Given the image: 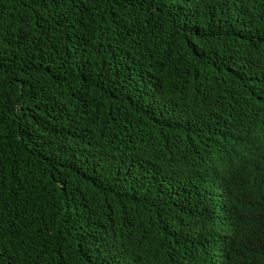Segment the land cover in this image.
Instances as JSON below:
<instances>
[{"label": "trees", "instance_id": "16d2710c", "mask_svg": "<svg viewBox=\"0 0 264 264\" xmlns=\"http://www.w3.org/2000/svg\"><path fill=\"white\" fill-rule=\"evenodd\" d=\"M0 264H264V0H0Z\"/></svg>", "mask_w": 264, "mask_h": 264}]
</instances>
